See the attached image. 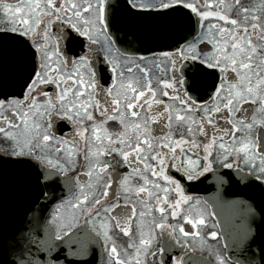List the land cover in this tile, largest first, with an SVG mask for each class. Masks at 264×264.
I'll return each instance as SVG.
<instances>
[{
    "label": "snow or ice",
    "instance_id": "snow-or-ice-1",
    "mask_svg": "<svg viewBox=\"0 0 264 264\" xmlns=\"http://www.w3.org/2000/svg\"><path fill=\"white\" fill-rule=\"evenodd\" d=\"M146 18L171 50L123 47L121 24ZM0 90V158L34 177L0 264H88L94 246L107 264H208L156 242L219 238L187 194L209 174L243 216L215 264H264V0H0ZM233 174L259 199H225Z\"/></svg>",
    "mask_w": 264,
    "mask_h": 264
},
{
    "label": "water",
    "instance_id": "water-1",
    "mask_svg": "<svg viewBox=\"0 0 264 264\" xmlns=\"http://www.w3.org/2000/svg\"><path fill=\"white\" fill-rule=\"evenodd\" d=\"M121 28L124 32L130 33L128 41L124 43L123 47L128 48L129 53L134 54L171 50L176 38L169 26L153 18H146L139 24L124 25ZM209 178L214 183V196L210 202L213 204L224 244L230 245L226 249L227 256H229L233 252L232 241L238 236L243 224L242 212L238 207L225 206L220 203L217 184L212 175ZM228 179L229 184L225 185L222 190L225 199H244L251 195H256V198L259 199L258 194L250 192L242 184L237 183L235 174ZM33 182L34 177L30 172L17 168L8 162L6 157L0 158V237L20 225L23 214V196L29 191ZM56 193L57 195L64 193V196L67 194L62 184L57 186ZM262 242H264V229H261V235H258L256 239L257 244ZM198 262H201V258H198ZM88 264H99V248L94 246V254Z\"/></svg>",
    "mask_w": 264,
    "mask_h": 264
},
{
    "label": "flooded vegetation",
    "instance_id": "flooded-vegetation-1",
    "mask_svg": "<svg viewBox=\"0 0 264 264\" xmlns=\"http://www.w3.org/2000/svg\"><path fill=\"white\" fill-rule=\"evenodd\" d=\"M120 0H112V3H119ZM246 2H248V0H246ZM139 24V23H137ZM124 25H135V24H131L128 22H124L121 24V26ZM131 55L134 56H140V55H145V56H150L151 53L149 54H134V53H129ZM199 79V78H198ZM203 81H201V84L203 85ZM7 91H18V87L16 86L15 82L10 81L9 83V87L6 89ZM3 91V90H0ZM113 125L110 124V127H112ZM86 171V169H77V172H83ZM73 173H70V175H72ZM211 174L208 175V178L203 180L202 182H195L192 186H189L187 188V194L191 195L195 198H198L201 203L199 206H193L190 211L192 213L193 216H196L199 212L203 211L205 213H214V208H213V204L210 202V200H212L213 196H214V183L213 180H210ZM86 182V181H85ZM66 190V189H65ZM74 195V194H73ZM63 198L65 199H70L72 197H69L67 194H65V196H63ZM215 221H217V218L214 217ZM183 222V221H181ZM212 219L209 218L208 223L209 225L212 224ZM218 222V221H217ZM80 226L86 227V225H84V220L83 218H81L80 220ZM135 227V226H133ZM186 230H188L191 226L190 225H186ZM79 230V229H77ZM213 230L211 227L208 228H203L201 229V234L204 236V245L205 247L201 248V241L199 239L191 241V247H188L184 250H181L179 247H173V249L171 250V252L169 253V249H168V243L170 241H168V238L166 236L164 237H158L157 239V244L163 242L165 250H166V255L171 254V255H182L185 259V261H192V262H198V258H201V261H207L208 264H215V259L214 256L210 255V250H218L220 251L225 257L227 256L226 253V249H225V244H224V239L223 236L221 234V229L219 224L217 223V227L214 229L218 232L219 234V238L217 240H211L210 238H208V233ZM116 242H117V246L118 248H126L127 247V243H128V238L127 237H123L122 234H120L119 237L116 238ZM174 244V242H171ZM154 247H156V244H154ZM99 264H107V256L106 254H104L100 249H99Z\"/></svg>",
    "mask_w": 264,
    "mask_h": 264
}]
</instances>
